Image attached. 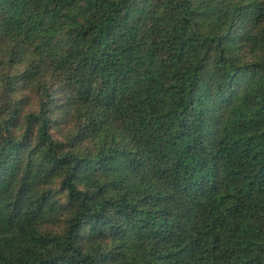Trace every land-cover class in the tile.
I'll list each match as a JSON object with an SVG mask.
<instances>
[{
    "label": "trees",
    "instance_id": "obj_1",
    "mask_svg": "<svg viewBox=\"0 0 264 264\" xmlns=\"http://www.w3.org/2000/svg\"><path fill=\"white\" fill-rule=\"evenodd\" d=\"M0 264H264V0H0Z\"/></svg>",
    "mask_w": 264,
    "mask_h": 264
}]
</instances>
